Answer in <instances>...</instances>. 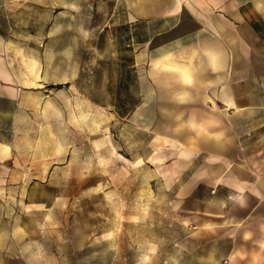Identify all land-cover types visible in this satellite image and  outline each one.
I'll list each match as a JSON object with an SVG mask.
<instances>
[{"label": "rangeland", "instance_id": "rangeland-1", "mask_svg": "<svg viewBox=\"0 0 264 264\" xmlns=\"http://www.w3.org/2000/svg\"><path fill=\"white\" fill-rule=\"evenodd\" d=\"M70 1L84 28L68 31V73L78 65L82 74L21 126L26 183L4 207L0 264H236L237 233L239 260L252 263L242 251L252 239L241 237L251 219L190 223L176 204L188 173H173L181 143L170 140L172 127L163 135L154 125L143 54L111 14L115 0ZM59 66L51 63L52 75ZM244 122L247 152L263 150L264 108Z\"/></svg>", "mask_w": 264, "mask_h": 264}, {"label": "crops", "instance_id": "crops-1", "mask_svg": "<svg viewBox=\"0 0 264 264\" xmlns=\"http://www.w3.org/2000/svg\"><path fill=\"white\" fill-rule=\"evenodd\" d=\"M116 11L143 54L154 125L163 135L172 127L170 140L181 143L173 173H188L176 204L190 223L251 219L241 237L252 239L242 242L252 263L239 260L237 233L236 264H264V149L247 152L239 129L264 108V0H115ZM82 15L69 0H0V222L25 189L15 146L21 126L82 74L77 65L69 75L67 52L68 31L83 30Z\"/></svg>", "mask_w": 264, "mask_h": 264}]
</instances>
